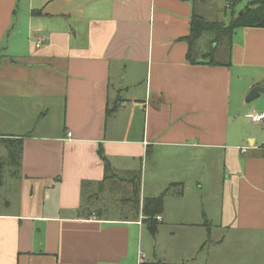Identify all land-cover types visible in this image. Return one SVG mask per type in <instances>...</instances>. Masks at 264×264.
Instances as JSON below:
<instances>
[{
  "label": "crops",
  "instance_id": "1",
  "mask_svg": "<svg viewBox=\"0 0 264 264\" xmlns=\"http://www.w3.org/2000/svg\"><path fill=\"white\" fill-rule=\"evenodd\" d=\"M20 1L0 0V264L148 261L143 199L171 185L162 262L264 264V135L239 118L264 78L233 77L264 67V28L193 64L203 0Z\"/></svg>",
  "mask_w": 264,
  "mask_h": 264
},
{
  "label": "trees",
  "instance_id": "2",
  "mask_svg": "<svg viewBox=\"0 0 264 264\" xmlns=\"http://www.w3.org/2000/svg\"><path fill=\"white\" fill-rule=\"evenodd\" d=\"M40 13L38 10H33L32 13ZM239 27H255L264 28V0H251L246 3L240 12L231 15L227 24H219L215 20L207 19L199 13H193L190 21V32L184 38L188 44L187 60L190 63H206L209 65L220 64V54L229 57L233 32ZM210 38V45L206 51L197 54V49L204 46L206 38ZM264 149V142L262 144ZM172 186V185H171ZM169 186L165 188L156 197H145L142 203V213L144 218L142 222L147 225V228L155 233L157 231L158 221L156 215L162 212L164 197L172 190ZM180 189L177 193H180ZM135 195L139 190V179L134 185ZM140 264H196L192 262L181 263H165L162 261H143Z\"/></svg>",
  "mask_w": 264,
  "mask_h": 264
},
{
  "label": "rangeland",
  "instance_id": "3",
  "mask_svg": "<svg viewBox=\"0 0 264 264\" xmlns=\"http://www.w3.org/2000/svg\"><path fill=\"white\" fill-rule=\"evenodd\" d=\"M22 1V0H21ZM20 1V3H21ZM204 5H201V14H203L207 19L215 20L219 24H227L229 22V19L231 15H235L236 9L243 8V6L250 2L251 0H233L226 4L225 6V0H203ZM207 1V2H206ZM19 3V4H20ZM18 5L17 7H19ZM225 9V13L223 14L220 12V10ZM19 8H17V11ZM215 11V14H214ZM240 12V11H239ZM210 38H206L204 46H200L197 49V54H201L203 51H206L210 45ZM220 59H224L225 61H228L226 56L224 54L219 56ZM245 73V71H244ZM238 74V77L236 78ZM246 75H240L239 68H233V77L234 81L238 83V85L241 88H244L247 86L250 81L249 77H256L263 79L264 78V67L258 69L255 72H248L245 73ZM240 75V77H239ZM244 101H242V106L244 108V111H242V114L239 116L241 123L244 124L247 128L251 129L258 137L264 135V122L257 123L252 120L250 114L253 112H262L264 111V92L260 93L258 97L255 99L250 100L249 102H245V97L243 98ZM7 156L6 148L3 145H0V160H5ZM11 168V166L5 165L4 167V176H6V171H8ZM3 191L0 190V196L2 195ZM0 201H2L0 199ZM1 207V205H0ZM143 215V213H142ZM144 218V216H142ZM161 223L158 222L157 224V231L155 233H152L148 228L147 225L143 223V237H142V244L145 252L148 255V261L149 262H155L156 260L164 261V258H175L172 257L173 251L169 253V250L173 249H180L178 247V239L176 241V238L172 237V234L170 231H174L173 227H168L166 225H160ZM196 229H189L188 232L194 231ZM248 245V243L246 244ZM156 254L157 257H153L152 255ZM204 254H196L195 260L200 261L201 257H203ZM194 256V257H195ZM153 259V260H151ZM171 260V259H170ZM175 263H181L180 258L178 259H172ZM144 261V260H143ZM173 263V262H169Z\"/></svg>",
  "mask_w": 264,
  "mask_h": 264
},
{
  "label": "built area",
  "instance_id": "4",
  "mask_svg": "<svg viewBox=\"0 0 264 264\" xmlns=\"http://www.w3.org/2000/svg\"><path fill=\"white\" fill-rule=\"evenodd\" d=\"M44 41H45V37L38 38L36 40V42H35V46L36 47H39ZM251 116H252V120L254 122H257V123L264 122V112L254 113ZM242 150H244V149H242ZM155 219L159 220L160 219V216L159 215H156L155 216ZM143 258H144V255L142 253H138L137 264H140L141 262H143Z\"/></svg>",
  "mask_w": 264,
  "mask_h": 264
},
{
  "label": "water",
  "instance_id": "5",
  "mask_svg": "<svg viewBox=\"0 0 264 264\" xmlns=\"http://www.w3.org/2000/svg\"><path fill=\"white\" fill-rule=\"evenodd\" d=\"M264 91V87L260 86V85H255L253 86L250 91L248 92L245 101H250L252 99H254L255 97H257L259 95V93Z\"/></svg>",
  "mask_w": 264,
  "mask_h": 264
}]
</instances>
